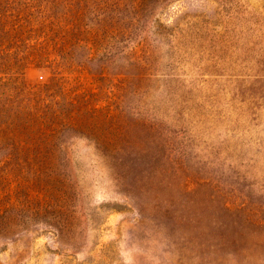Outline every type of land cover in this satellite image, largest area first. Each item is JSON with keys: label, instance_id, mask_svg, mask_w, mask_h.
<instances>
[{"label": "rangeland", "instance_id": "obj_1", "mask_svg": "<svg viewBox=\"0 0 264 264\" xmlns=\"http://www.w3.org/2000/svg\"><path fill=\"white\" fill-rule=\"evenodd\" d=\"M0 264H264V0H0Z\"/></svg>", "mask_w": 264, "mask_h": 264}]
</instances>
